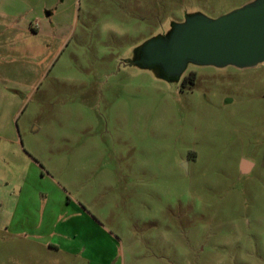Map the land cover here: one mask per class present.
Wrapping results in <instances>:
<instances>
[{
	"label": "rangeland",
	"instance_id": "obj_1",
	"mask_svg": "<svg viewBox=\"0 0 264 264\" xmlns=\"http://www.w3.org/2000/svg\"><path fill=\"white\" fill-rule=\"evenodd\" d=\"M253 1L0 0V264H264V64L124 65Z\"/></svg>",
	"mask_w": 264,
	"mask_h": 264
},
{
	"label": "water",
	"instance_id": "obj_2",
	"mask_svg": "<svg viewBox=\"0 0 264 264\" xmlns=\"http://www.w3.org/2000/svg\"><path fill=\"white\" fill-rule=\"evenodd\" d=\"M132 66L157 68L165 79H179L189 65L253 68L264 64V0H255L216 19L186 16L164 36L136 52ZM243 161L241 170L247 171Z\"/></svg>",
	"mask_w": 264,
	"mask_h": 264
},
{
	"label": "flooded vegetation",
	"instance_id": "obj_3",
	"mask_svg": "<svg viewBox=\"0 0 264 264\" xmlns=\"http://www.w3.org/2000/svg\"><path fill=\"white\" fill-rule=\"evenodd\" d=\"M124 65L127 66V65H131L132 66V63H131V60H127L124 62ZM186 79H188L189 81H193V78H194V74L189 72V74H187V76L185 77ZM186 79L184 81H186ZM243 172V171H242ZM246 172H249V169L247 171H245L244 173Z\"/></svg>",
	"mask_w": 264,
	"mask_h": 264
},
{
	"label": "crops",
	"instance_id": "obj_4",
	"mask_svg": "<svg viewBox=\"0 0 264 264\" xmlns=\"http://www.w3.org/2000/svg\"><path fill=\"white\" fill-rule=\"evenodd\" d=\"M249 170H250V168H249Z\"/></svg>",
	"mask_w": 264,
	"mask_h": 264
}]
</instances>
